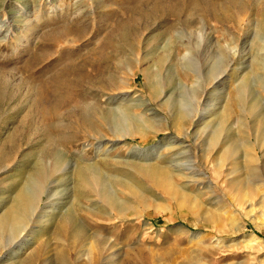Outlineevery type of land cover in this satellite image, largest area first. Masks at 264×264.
<instances>
[{
  "label": "rangeland",
  "instance_id": "1",
  "mask_svg": "<svg viewBox=\"0 0 264 264\" xmlns=\"http://www.w3.org/2000/svg\"><path fill=\"white\" fill-rule=\"evenodd\" d=\"M262 54L264 0H0V217L35 166L61 150L129 183L113 187L126 218L76 213L99 225L85 250L94 256L96 241L109 242L95 263L73 255L67 264H264V209L255 204L264 185L254 197L237 190L250 165L264 175ZM246 76L258 99L239 106ZM119 107L132 136H113L108 113ZM162 141L167 148L148 152L157 189L130 157ZM98 143L114 148L98 156ZM60 216L18 257L0 245V264H30L47 246L38 264L54 257L61 243L49 235Z\"/></svg>",
  "mask_w": 264,
  "mask_h": 264
},
{
  "label": "bare ground",
  "instance_id": "2",
  "mask_svg": "<svg viewBox=\"0 0 264 264\" xmlns=\"http://www.w3.org/2000/svg\"><path fill=\"white\" fill-rule=\"evenodd\" d=\"M263 55L264 54H262L261 56ZM242 69L245 70L249 68L243 67ZM261 69L264 70V63L262 64ZM255 81L258 83L259 87L264 93V71H262V73H260L255 78ZM257 99L258 96H256V94H254L249 87V79L247 78V76L242 78L239 81L238 87L236 89L237 104H239V106H246L250 103L255 102ZM183 104L184 103H182V105ZM108 118H110L114 122L113 131L115 133H118L113 134L114 137L124 138L133 135V133L130 134L131 130L128 121L129 115L126 109L119 107L117 109L111 110L108 113ZM137 121L139 122V120ZM146 122L148 123L149 121H145V123ZM130 123L133 124V122ZM141 123L145 125L144 122L141 121ZM135 126L133 127L135 128ZM135 129L140 130V132L142 130V128L137 126ZM165 143L166 141H162L161 143H158L157 145L151 146L146 149L135 148L132 152L134 155L130 157L133 162L138 161L141 163V171L150 178L152 186L156 187L157 189H160L161 185L159 183H161V181L159 180H161L162 177L160 179L157 176L160 173L158 172L157 174L155 172L154 168L157 169V165L155 166V164L152 163V160L154 158L152 159L148 152H152L162 147L167 148L168 144ZM169 147H171V143H169ZM111 148L113 149L114 147L109 144L105 145L103 143H98L97 155L100 156V154H102L103 156V154ZM67 155L61 150H58L51 158V160L47 162L41 161V163L37 164L34 170L26 178L25 184L13 197L12 204L9 209L4 212L3 215H1L0 245L7 246L12 244L13 246L10 254L18 257V254H20V252L24 248H26V246L29 245L35 237L38 236V231L41 228L39 226L43 225V229L48 230V227L53 222V216L57 213H61V216L55 221V226L52 227V233L49 235V238H53V240H56L61 244L55 250L56 255L54 254V257L44 259L45 262L44 260H42V262H44V264H47L56 261L57 264H67L69 262V258L72 259L71 257L73 255H76L77 259L87 257L89 261L91 260L93 263H95L100 256H103V248L109 241L108 239H103L102 244L96 241L95 247L97 249H95L96 251L94 253V256L92 255L90 249L85 250V248L91 242V239L89 237V229H93V227H99V225H97L95 221L92 223L86 222L88 224L82 223L81 221H79L76 213L82 212L87 218L94 216L100 221H107L108 219H122L126 218L129 214L130 210L126 208L124 200L119 198V192L113 189L114 186L128 188L129 183L126 179L118 175L106 174L105 172H103V170H101L98 162L91 163L85 156H78L77 154H73L69 157ZM105 157L109 156L106 155ZM253 157V154L246 152L244 160L249 162L250 159H253ZM171 167L174 168L175 166L169 164V171ZM248 169L249 174L247 178H245L243 181L241 178L234 181L236 184L240 183V180L242 181V183H240L241 186L239 184L240 187L237 189L241 191L243 188L244 191H242L243 193H240L241 196L254 197L255 194H258L257 191L259 192L260 184L261 186L264 185V175L258 174L257 171H259V169H257V166L250 165ZM175 170L176 171H174L173 173L178 172L177 166ZM168 173L169 172H167V174ZM261 178H263V180ZM184 180L186 179L184 178ZM187 180L189 181V178ZM209 188L212 187L209 186ZM235 202H239V200L236 199ZM247 204L250 208V214L253 213V206L255 204L264 209V194L259 197L257 203L254 204L253 201H248ZM73 214H75V216ZM65 216H67V220L71 228V233L66 238L64 237V226H59L60 222L63 218H65ZM77 222H79L80 224L77 225ZM33 223L35 225L31 228L30 225ZM100 225L101 229L105 228L104 225ZM29 229H31V231ZM105 230L106 229H104V231ZM25 232L28 233L27 236L24 235ZM198 235L199 234H196L195 236L197 237ZM96 237L98 236H93L95 240ZM48 252V246L44 247L41 253L36 251L31 255L32 257L30 259V264H38V262L41 261L42 256H44V254L46 253L48 254ZM112 257H107L105 258V260L109 262ZM107 262L105 263L107 264Z\"/></svg>",
  "mask_w": 264,
  "mask_h": 264
}]
</instances>
